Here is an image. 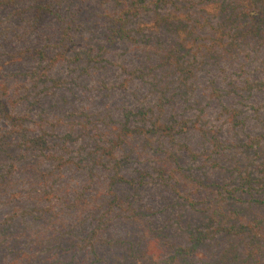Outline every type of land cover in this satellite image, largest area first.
<instances>
[{"label": "rangeland", "instance_id": "1", "mask_svg": "<svg viewBox=\"0 0 264 264\" xmlns=\"http://www.w3.org/2000/svg\"><path fill=\"white\" fill-rule=\"evenodd\" d=\"M263 83L264 0H0V264H264Z\"/></svg>", "mask_w": 264, "mask_h": 264}, {"label": "trees", "instance_id": "2", "mask_svg": "<svg viewBox=\"0 0 264 264\" xmlns=\"http://www.w3.org/2000/svg\"><path fill=\"white\" fill-rule=\"evenodd\" d=\"M35 22H36V24H38L39 22H37L36 20H35ZM121 31H123V25L121 24L120 25V27L118 28V29H114L113 30V35L114 36H116V37H121L122 36V34H121ZM66 32H68V30H66ZM66 32H65V34H66ZM63 39L64 38H62V40L60 41V42H56V43H54V47H56V48H60V50H59V54L60 55H66L67 53H71L72 55L73 54H77V57H79V58H81L82 56H83V53H82V51H80V50H77V49H74L72 52H68L66 49H65V43L63 42ZM80 51V52H79ZM58 54V55H59ZM34 57H36V58H38L40 61L42 60H45V59H47V55H45V53H44V51L43 50H38L37 52H36V55H34ZM56 57V56H55ZM54 57V58H55ZM53 59V58H52ZM262 85H264V83L262 84ZM253 89V88H252ZM251 89V90H252ZM255 174L253 173V172H250L247 176H244V180L241 182V186H247L248 188H252V187H254L255 186V183H256V177L254 176ZM197 235V232H195V233H193V236H192V243H193V247H197V245L199 244V242H200V239H201V237L200 236H196ZM57 254H58V252L57 251H55V253H54V255L53 256H51L49 259H57L56 258V256H57ZM179 255H182L181 253H180V251L179 250H177V251H175V252H173L172 253V257L170 258L171 259V261L172 262H174V263H176V264H184L181 260H180V256ZM186 257L187 256H185V257H183V259L185 260L186 259ZM55 263V261H53L52 262V264H54ZM170 263V260L169 259H167V260H165L164 262H163V264H169ZM185 264H187V262L185 263ZM189 264H194L193 262H191V263H189Z\"/></svg>", "mask_w": 264, "mask_h": 264}]
</instances>
